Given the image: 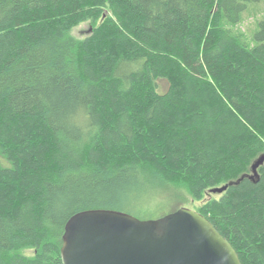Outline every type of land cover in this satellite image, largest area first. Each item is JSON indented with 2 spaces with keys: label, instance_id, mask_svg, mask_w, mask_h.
<instances>
[{
  "label": "trees",
  "instance_id": "trees-1",
  "mask_svg": "<svg viewBox=\"0 0 264 264\" xmlns=\"http://www.w3.org/2000/svg\"><path fill=\"white\" fill-rule=\"evenodd\" d=\"M254 5L0 0V264H62L81 211L160 220L193 202L264 264V18L237 29Z\"/></svg>",
  "mask_w": 264,
  "mask_h": 264
},
{
  "label": "water",
  "instance_id": "water-1",
  "mask_svg": "<svg viewBox=\"0 0 264 264\" xmlns=\"http://www.w3.org/2000/svg\"><path fill=\"white\" fill-rule=\"evenodd\" d=\"M263 164L264 154L252 165L253 176ZM60 257L62 264H241L229 241L188 207L160 220L105 209L78 212L65 223Z\"/></svg>",
  "mask_w": 264,
  "mask_h": 264
},
{
  "label": "rangeland",
  "instance_id": "rangeland-1",
  "mask_svg": "<svg viewBox=\"0 0 264 264\" xmlns=\"http://www.w3.org/2000/svg\"><path fill=\"white\" fill-rule=\"evenodd\" d=\"M264 18V7L262 5H254L251 6L250 9L246 13L243 14L242 20L237 25V29L242 32L246 37L250 36V33H252L253 29L255 28L257 22ZM91 31V24L89 21L83 22L76 27L73 28L71 31V34L76 37L77 39H84L89 35V32ZM158 83V91L160 93L165 92L168 89V83L165 80H159ZM218 193H212L208 192L206 198L209 197H217ZM188 205V204H187ZM186 204L183 205V207H187ZM198 205L197 202H193L192 205L189 204L188 207L192 208V206ZM169 207L166 204L163 208V210H168ZM165 213V212H164ZM27 254H30V251H25Z\"/></svg>",
  "mask_w": 264,
  "mask_h": 264
}]
</instances>
